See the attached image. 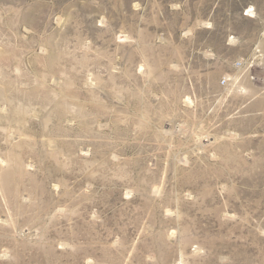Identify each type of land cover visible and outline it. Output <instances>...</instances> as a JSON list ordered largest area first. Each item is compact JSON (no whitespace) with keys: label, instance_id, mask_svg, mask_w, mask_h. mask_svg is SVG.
<instances>
[{"label":"rangeland","instance_id":"rangeland-1","mask_svg":"<svg viewBox=\"0 0 264 264\" xmlns=\"http://www.w3.org/2000/svg\"><path fill=\"white\" fill-rule=\"evenodd\" d=\"M0 264H264V0H0Z\"/></svg>","mask_w":264,"mask_h":264}]
</instances>
